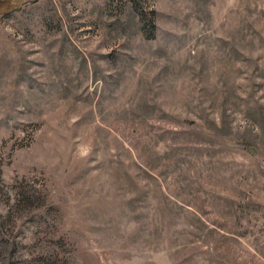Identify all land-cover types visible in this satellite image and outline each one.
<instances>
[{
    "label": "rangeland",
    "instance_id": "1",
    "mask_svg": "<svg viewBox=\"0 0 264 264\" xmlns=\"http://www.w3.org/2000/svg\"><path fill=\"white\" fill-rule=\"evenodd\" d=\"M13 1L0 264H264V0Z\"/></svg>",
    "mask_w": 264,
    "mask_h": 264
},
{
    "label": "trees",
    "instance_id": "2",
    "mask_svg": "<svg viewBox=\"0 0 264 264\" xmlns=\"http://www.w3.org/2000/svg\"><path fill=\"white\" fill-rule=\"evenodd\" d=\"M17 7V4L12 0V1H8L5 0L1 5H0V13L3 12H8L12 9H15Z\"/></svg>",
    "mask_w": 264,
    "mask_h": 264
}]
</instances>
